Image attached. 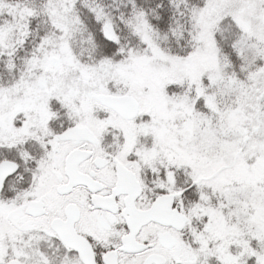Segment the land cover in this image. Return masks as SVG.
Masks as SVG:
<instances>
[{"label": "snow or ice", "instance_id": "obj_1", "mask_svg": "<svg viewBox=\"0 0 264 264\" xmlns=\"http://www.w3.org/2000/svg\"><path fill=\"white\" fill-rule=\"evenodd\" d=\"M0 264H264V0H0Z\"/></svg>", "mask_w": 264, "mask_h": 264}]
</instances>
